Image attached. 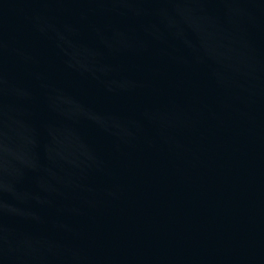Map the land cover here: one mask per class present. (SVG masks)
I'll list each match as a JSON object with an SVG mask.
<instances>
[{
    "label": "water",
    "instance_id": "water-1",
    "mask_svg": "<svg viewBox=\"0 0 264 264\" xmlns=\"http://www.w3.org/2000/svg\"><path fill=\"white\" fill-rule=\"evenodd\" d=\"M0 264H264V0H0Z\"/></svg>",
    "mask_w": 264,
    "mask_h": 264
}]
</instances>
